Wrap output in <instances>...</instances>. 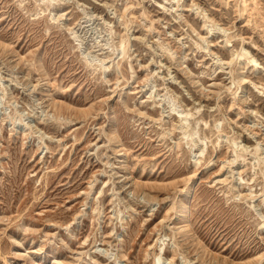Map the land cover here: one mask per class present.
I'll list each match as a JSON object with an SVG mask.
<instances>
[{
    "label": "rangeland",
    "instance_id": "rangeland-1",
    "mask_svg": "<svg viewBox=\"0 0 264 264\" xmlns=\"http://www.w3.org/2000/svg\"><path fill=\"white\" fill-rule=\"evenodd\" d=\"M0 264H264V0H0Z\"/></svg>",
    "mask_w": 264,
    "mask_h": 264
},
{
    "label": "bare ground",
    "instance_id": "bare-ground-1",
    "mask_svg": "<svg viewBox=\"0 0 264 264\" xmlns=\"http://www.w3.org/2000/svg\"><path fill=\"white\" fill-rule=\"evenodd\" d=\"M229 40V39H228ZM124 48L126 47V46H123ZM123 48V49H124ZM125 51H126V48L124 49V54H125ZM247 54V53H246ZM243 55V54H242ZM239 57V56H238ZM252 62H254V63H256L257 61H255V60H253ZM188 115V114H187ZM181 128H182V126H181ZM251 133H253V135H258V132H256V131H252ZM258 144H259V142H258ZM257 148V150H258V147H256ZM255 148V149H256ZM236 152V151H235ZM238 158V157H237ZM261 160V159H260Z\"/></svg>",
    "mask_w": 264,
    "mask_h": 264
}]
</instances>
